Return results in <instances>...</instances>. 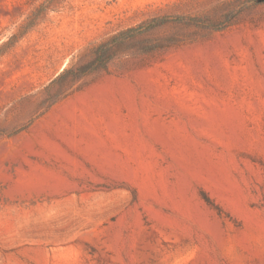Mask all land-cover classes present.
<instances>
[{
  "label": "rangeland",
  "instance_id": "1",
  "mask_svg": "<svg viewBox=\"0 0 264 264\" xmlns=\"http://www.w3.org/2000/svg\"><path fill=\"white\" fill-rule=\"evenodd\" d=\"M198 14L233 23L38 116L90 46ZM0 264H264V2L0 0Z\"/></svg>",
  "mask_w": 264,
  "mask_h": 264
},
{
  "label": "trees",
  "instance_id": "2",
  "mask_svg": "<svg viewBox=\"0 0 264 264\" xmlns=\"http://www.w3.org/2000/svg\"><path fill=\"white\" fill-rule=\"evenodd\" d=\"M36 19L37 16L27 23L21 35L35 24ZM232 23L231 18L218 21L209 14L163 15L121 29L90 46L75 63L65 67L44 86V99L40 103L41 112L38 116L44 115L54 105L78 91L81 82L88 76L108 74L129 59L156 60L172 47L193 42L203 35L222 32L232 26ZM167 29L176 31L162 35V31ZM16 38L13 36L11 41ZM200 197L210 209L220 215L221 210L206 193L201 192Z\"/></svg>",
  "mask_w": 264,
  "mask_h": 264
}]
</instances>
